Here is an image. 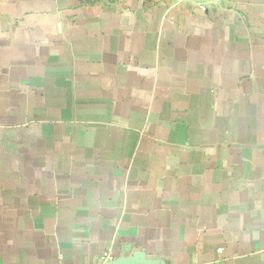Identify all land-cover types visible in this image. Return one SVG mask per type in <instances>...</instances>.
<instances>
[{
    "label": "crops",
    "instance_id": "1",
    "mask_svg": "<svg viewBox=\"0 0 264 264\" xmlns=\"http://www.w3.org/2000/svg\"><path fill=\"white\" fill-rule=\"evenodd\" d=\"M72 263L264 264V0H0V264Z\"/></svg>",
    "mask_w": 264,
    "mask_h": 264
},
{
    "label": "built area",
    "instance_id": "2",
    "mask_svg": "<svg viewBox=\"0 0 264 264\" xmlns=\"http://www.w3.org/2000/svg\"><path fill=\"white\" fill-rule=\"evenodd\" d=\"M203 9H205V7H202ZM104 259H106V257H104ZM72 264H83V263H72Z\"/></svg>",
    "mask_w": 264,
    "mask_h": 264
}]
</instances>
